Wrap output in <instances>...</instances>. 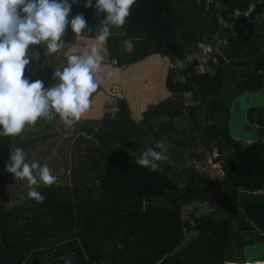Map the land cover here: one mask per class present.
I'll return each instance as SVG.
<instances>
[{"label":"trees","instance_id":"obj_1","mask_svg":"<svg viewBox=\"0 0 264 264\" xmlns=\"http://www.w3.org/2000/svg\"><path fill=\"white\" fill-rule=\"evenodd\" d=\"M136 0L122 27H112L104 49L112 67H124L159 55L168 61L181 58L200 45L227 35L218 28L216 15L227 16L251 0ZM260 8L264 7V0ZM71 3V0H69ZM96 0L72 4L69 19L83 14L87 27L80 37L93 38L103 27L106 13L97 12ZM66 34H72L69 26ZM224 57L214 76H192L184 84L174 82L168 71L164 86L169 96L146 108L139 121L129 113L124 98H116V111L104 112L97 126L79 133L63 159L66 182L35 188L44 199H26L6 206L12 136L0 137V264H260L264 248L251 262L245 248L261 243L264 236L249 225L237 229L243 220L218 208L205 187L204 176L190 172L179 186L166 171L152 172L136 161L158 142L168 149H185L199 143L216 156L223 176L224 193L232 198L238 191H264V107L250 106L246 120L255 127L251 143L233 139L228 132L229 101L241 93L257 92L255 79L264 93V22L246 27L241 35L228 37ZM132 42L130 48L123 43ZM261 65L258 73L255 66ZM224 79L231 86L222 98ZM184 94L190 103L185 104ZM206 115L202 116V109ZM186 120L195 131L182 138L180 122ZM79 131L74 130L72 134ZM67 132L65 135H71ZM46 139V138H45ZM66 142V140H64ZM68 142V139H67ZM141 146L137 157L131 155ZM198 159L202 154L195 153ZM231 162L234 170L230 168ZM177 176V177H176ZM200 182V185H196ZM193 200L207 202V215L183 219L181 209ZM189 234L186 238L185 235Z\"/></svg>","mask_w":264,"mask_h":264},{"label":"clouds","instance_id":"obj_2","mask_svg":"<svg viewBox=\"0 0 264 264\" xmlns=\"http://www.w3.org/2000/svg\"><path fill=\"white\" fill-rule=\"evenodd\" d=\"M136 0H96L97 12L106 13L98 30L96 40L106 43L112 27H122L130 15ZM77 0H0V137L20 136L26 127H32L38 119L51 121L59 116L65 128L72 129L81 122L89 111L92 96L101 86L104 57L96 46L84 55H69L67 66L54 72L59 82L47 89L43 81L29 82L23 78L25 66L29 64L26 50L29 45L46 42L49 54L57 53L62 47L61 37L70 26L79 36L87 27L83 14L69 19L72 4ZM92 0H85V7H92ZM207 52L209 49L201 45ZM112 75L111 72L108 73ZM157 148H164L157 143ZM11 161L6 170L19 180L36 185L33 175L37 163H27L25 152L15 148L9 155ZM168 156L148 149L136 163L157 171L154 161H167ZM39 178L46 186L56 182L51 169L45 165L39 169ZM28 197L38 203L43 197L29 190Z\"/></svg>","mask_w":264,"mask_h":264},{"label":"rangeland","instance_id":"obj_3","mask_svg":"<svg viewBox=\"0 0 264 264\" xmlns=\"http://www.w3.org/2000/svg\"><path fill=\"white\" fill-rule=\"evenodd\" d=\"M114 33L115 32L111 30V34ZM77 37V34L74 32L72 34L64 33L61 37L63 47L57 53L52 54L48 53L46 42H41L37 45H29L26 50V58H28L30 62L25 66L23 78L28 79L29 82L41 80L43 81L45 89L52 87L59 82V79L54 77V72L58 68L62 71L63 68L67 66V57L69 55H84L85 53H90L91 48L96 46L100 49V52L104 57L101 73L103 78L101 89L102 86L105 88L110 78H112V75H108V71L112 66L108 60L104 44H101L97 40L79 43ZM132 44V42L123 43L122 47L130 48ZM223 83L224 91L223 94H221V97L227 98L232 88L226 79H224ZM109 89L114 91L115 87H112L110 84ZM246 96L247 94L245 93L242 98H245ZM184 98L190 103L188 94H184ZM260 98L264 100V97L260 96ZM253 104L254 103L251 102V106ZM236 106L237 105H234L235 108ZM245 107L238 108V110L244 109L243 112H246L247 108ZM201 112L202 116L206 115V108H203ZM236 112L237 111L234 110V112L230 111L229 113L231 116L230 119L232 120V123L230 122L231 126L229 125L228 127L229 135L232 138L234 137L235 140H242L241 142L243 143H246L247 139L249 140L248 143L253 142L256 138H253L254 133H252L253 131L250 127H244L239 130L234 126L239 123L240 120L244 121L245 119L244 117L241 118V116L244 115L243 113L239 114ZM80 127L81 123L79 122L72 129L65 128L60 121L59 116H56V118L51 121L41 118L38 119L34 126L26 127L20 136L12 137V151L15 148H21L25 152V160L27 163H37L38 168L33 172V175L36 176L37 184L30 186L26 179L19 180L14 178L13 174H10L7 185V207H13L24 202L29 198V190H35L37 186L43 184L38 173L39 169L45 165L51 169L52 175L57 178L56 182H66L68 180V170L64 166V157L62 156L63 153H65V150L63 151L64 145H67L68 143V137L65 136V132L70 131L71 133L74 130L80 131ZM178 128L184 130L180 135L182 138H185L186 135L195 131L193 128H188V122L186 120L180 122ZM242 136H244V139H241ZM64 140H66V142ZM143 146L145 147V151L152 149L168 156L167 161H154V163L158 164V171H166L165 173L171 178H173L176 173H181V176H176L179 186L183 184L184 176L190 172L200 173L204 178L216 179L217 181L222 179L223 172L219 164L213 163V158L216 156L215 151H213L212 154H209L199 143H197L196 147L190 144L183 149V151L181 148L175 146H173L171 150L167 147L157 148L154 146L151 148L148 140L144 142ZM141 151V146H136L132 149L131 155L137 157L138 153ZM195 153L202 154V159H198L197 156L194 155ZM196 185H200V182H196ZM211 210L212 208L207 202L193 200L182 207L181 216L183 219H191L192 216L197 217L200 215H207ZM188 236L189 234L185 235L186 238ZM263 248L264 246L261 243L256 242L251 246H248L244 251L246 261L251 262L262 252ZM260 264H264V261H260Z\"/></svg>","mask_w":264,"mask_h":264},{"label":"crops","instance_id":"obj_4","mask_svg":"<svg viewBox=\"0 0 264 264\" xmlns=\"http://www.w3.org/2000/svg\"><path fill=\"white\" fill-rule=\"evenodd\" d=\"M77 41L81 43L96 41V39L78 36ZM167 62L168 61L165 57L153 54L133 65L111 67L108 72L112 73V78H110L105 88L102 86L101 89L100 86L93 94L90 109L80 122V131L78 133L74 132V134H72V132L71 135H65L68 137V143L67 145H64L63 151L65 150V153H63L62 156L64 158L68 156L71 141L77 134H86V130L97 126V123L101 119L103 113L112 108L116 98H124L126 100L130 116L135 121H139L141 119V114L146 108L166 99L169 96V92L164 86L165 78L168 73ZM110 84L112 87H115L114 91L109 89ZM244 94L245 93L236 94L231 97L229 101V113L230 111L234 112V110L237 111V113H243L244 115L241 116V118H245L244 120L248 124V127H250L253 131L252 133L255 134H253V138H257L255 127L249 124L246 120L245 112H243L244 109L238 110V108H244L245 106V108H248L251 106V102L254 103L252 106L264 107V100L260 98V96L264 97V93H262L261 90L246 93L247 96L242 98ZM186 102L188 101L185 99V103ZM234 105H237L236 108ZM230 118L231 116L228 114V127ZM240 122H242V120ZM67 132L69 133L70 131H66L65 134H67ZM233 139L235 138L233 137ZM241 139H244V136H242ZM248 142L249 140L247 139L246 143Z\"/></svg>","mask_w":264,"mask_h":264},{"label":"built area","instance_id":"obj_5","mask_svg":"<svg viewBox=\"0 0 264 264\" xmlns=\"http://www.w3.org/2000/svg\"><path fill=\"white\" fill-rule=\"evenodd\" d=\"M204 2L206 7L212 5L218 10L221 9L217 1L205 0ZM260 21L264 22V7L260 8L259 0H251L245 8H236L227 16L217 13L218 28L225 30L227 35L211 44H203L209 49L207 52L200 45L181 58L168 61L167 69L172 74L173 81L184 84L192 76H214L220 65L219 57H224V51L228 47L227 38L241 35L246 27L255 26ZM115 111L114 105L109 112L113 114Z\"/></svg>","mask_w":264,"mask_h":264},{"label":"water","instance_id":"obj_6","mask_svg":"<svg viewBox=\"0 0 264 264\" xmlns=\"http://www.w3.org/2000/svg\"><path fill=\"white\" fill-rule=\"evenodd\" d=\"M260 69L261 65L257 64L254 68V73H258ZM255 86L257 91L261 90V81L259 78L255 79ZM229 120L232 123V120ZM244 121L239 122L234 126L239 130L244 127H248V124L246 121ZM230 122L229 125L231 126ZM228 165L232 170H234L231 162H228ZM210 181L213 182L214 185H207L206 189L211 199H213L215 205L231 214L235 213L236 210L241 213L243 220L237 221V229L246 232L249 230L250 225L260 235L264 236V191L248 192L240 190L236 194L234 202L235 204L233 205L232 198L224 193L223 189L221 188L220 181H217L216 179L204 178V182Z\"/></svg>","mask_w":264,"mask_h":264},{"label":"flooded vegetation","instance_id":"obj_7","mask_svg":"<svg viewBox=\"0 0 264 264\" xmlns=\"http://www.w3.org/2000/svg\"><path fill=\"white\" fill-rule=\"evenodd\" d=\"M207 185L213 186L214 183L211 182V181H210V182H205V187H204L202 190H207V189H206Z\"/></svg>","mask_w":264,"mask_h":264}]
</instances>
